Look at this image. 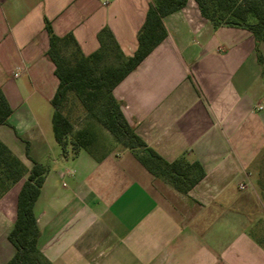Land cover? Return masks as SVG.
<instances>
[{
  "label": "crops",
  "instance_id": "obj_1",
  "mask_svg": "<svg viewBox=\"0 0 264 264\" xmlns=\"http://www.w3.org/2000/svg\"><path fill=\"white\" fill-rule=\"evenodd\" d=\"M150 2L0 0V89L12 109L0 140L28 168L26 144L32 159L51 158L33 205L39 250L48 264H264L253 232L264 214V41L259 62L251 31L214 27L196 0L162 18L166 36L113 94L148 146L168 161H199L203 178L183 193L126 149L100 160L50 155L59 80L45 20L84 55L108 27L130 56ZM21 183L0 198V264L15 251L7 235Z\"/></svg>",
  "mask_w": 264,
  "mask_h": 264
},
{
  "label": "trees",
  "instance_id": "obj_2",
  "mask_svg": "<svg viewBox=\"0 0 264 264\" xmlns=\"http://www.w3.org/2000/svg\"><path fill=\"white\" fill-rule=\"evenodd\" d=\"M203 16L214 27L222 24L243 27L255 38L257 59L262 62L260 44L264 41V0H196ZM187 0H151L145 20L137 32L135 52L126 56L108 27L97 33L99 47L84 55L72 33L56 35L48 20L45 30L49 46L47 57L53 62L59 83L51 99L53 112L51 128L61 154L75 156L87 151L100 160L107 153H96L100 140L95 131L99 124L121 147L130 150L137 160L155 177L186 193L205 171L197 160L188 161L184 155L173 161L160 156L136 133L127 121L120 102L113 94L114 87L166 36L162 18L181 9ZM69 97L76 99L89 121L74 128L71 119L62 111ZM12 109L0 89V125L7 122ZM30 168L0 140V198L17 182L22 181L17 194L16 217L7 238L15 248L4 264H48L38 247L39 228L33 211L44 176L46 165L32 159ZM257 184L264 193V158L258 172Z\"/></svg>",
  "mask_w": 264,
  "mask_h": 264
},
{
  "label": "rangeland",
  "instance_id": "obj_3",
  "mask_svg": "<svg viewBox=\"0 0 264 264\" xmlns=\"http://www.w3.org/2000/svg\"><path fill=\"white\" fill-rule=\"evenodd\" d=\"M62 111L68 115V117L71 119V121L74 124V128H78L81 127L82 125H84L86 122L89 121V118L87 116V114L84 112L83 108L80 106L79 102L74 99L73 97H69L68 100L66 101L65 105L62 106ZM49 129V134H50V138L52 139L53 136L51 135L52 133H50V127H48ZM95 131L97 133V136L100 140V145L95 147V152L96 153H108L111 149H125L123 147H121L114 139H112V137L110 136V134L103 129L99 124L95 125ZM128 150V149H126ZM61 151V148L55 144L53 151L50 155H54L55 153ZM130 151V150H128ZM82 154H85L86 156H88V152L85 150H81ZM25 155V154H23ZM90 155V154H89ZM42 163L46 164V163H51V158H49V156H44L42 158ZM27 162L29 163L30 160L27 159ZM258 225L260 228H256L253 229V232L255 233V235H257V237L261 238L264 244V214L263 216H261L258 220Z\"/></svg>",
  "mask_w": 264,
  "mask_h": 264
},
{
  "label": "built area",
  "instance_id": "obj_4",
  "mask_svg": "<svg viewBox=\"0 0 264 264\" xmlns=\"http://www.w3.org/2000/svg\"><path fill=\"white\" fill-rule=\"evenodd\" d=\"M15 75H17V73H15Z\"/></svg>",
  "mask_w": 264,
  "mask_h": 264
}]
</instances>
